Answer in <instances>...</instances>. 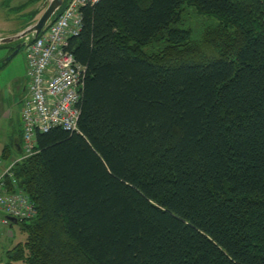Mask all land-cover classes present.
Returning <instances> with one entry per match:
<instances>
[{"label": "trees", "instance_id": "trees-1", "mask_svg": "<svg viewBox=\"0 0 264 264\" xmlns=\"http://www.w3.org/2000/svg\"><path fill=\"white\" fill-rule=\"evenodd\" d=\"M82 11L79 130L16 165L37 215L3 264H264V0Z\"/></svg>", "mask_w": 264, "mask_h": 264}, {"label": "built area", "instance_id": "built-area-1", "mask_svg": "<svg viewBox=\"0 0 264 264\" xmlns=\"http://www.w3.org/2000/svg\"><path fill=\"white\" fill-rule=\"evenodd\" d=\"M100 0H68L58 17L26 47L27 94L22 109V152L0 166V233L8 216L29 220L37 206L18 185L16 165L36 154L38 133L62 127L77 132L85 66L70 49L83 26V8ZM1 162V161H0Z\"/></svg>", "mask_w": 264, "mask_h": 264}, {"label": "rangeland", "instance_id": "rangeland-1", "mask_svg": "<svg viewBox=\"0 0 264 264\" xmlns=\"http://www.w3.org/2000/svg\"><path fill=\"white\" fill-rule=\"evenodd\" d=\"M43 0H0V37L14 33L27 26L35 19L34 12ZM63 9V8H62ZM187 19L193 25L195 37L210 21H204L202 17L196 16L189 11ZM8 46H0V166L12 160L19 152L13 151L7 159L2 158L5 147H11L14 138L20 141L23 137L22 109L26 96H21L19 86L26 83V48L23 47L9 61H6L10 53ZM20 96H19V95ZM10 228L13 231L8 233L10 238L2 233L1 241L7 243L0 250V262L6 261V252L17 245L25 242L27 235L22 230L21 224H14L12 227H4L3 231ZM1 236V235H0ZM1 238V237H0Z\"/></svg>", "mask_w": 264, "mask_h": 264}, {"label": "water", "instance_id": "water-1", "mask_svg": "<svg viewBox=\"0 0 264 264\" xmlns=\"http://www.w3.org/2000/svg\"><path fill=\"white\" fill-rule=\"evenodd\" d=\"M66 2L67 0H43L34 12L35 19L27 26L14 33L2 35L0 37V46H8L11 48L6 61H9L23 47L34 42L56 19ZM17 147L19 148V145ZM8 218L12 225L18 223V220L14 217L8 216Z\"/></svg>", "mask_w": 264, "mask_h": 264}, {"label": "crops", "instance_id": "crops-1", "mask_svg": "<svg viewBox=\"0 0 264 264\" xmlns=\"http://www.w3.org/2000/svg\"><path fill=\"white\" fill-rule=\"evenodd\" d=\"M15 140V146L17 147V145H19V149H20V146H21V141L18 139V138H14L13 141ZM14 150L13 151H16L17 149L13 148ZM2 155H3V152H2ZM3 158V156H2ZM10 232V228L6 229L3 231V235L5 234L8 238H10V235H8V233ZM1 235L0 237V250L5 247L6 243H7V240H4L5 242L1 241L2 239V236ZM1 258V256H0ZM0 264H3L2 262H0Z\"/></svg>", "mask_w": 264, "mask_h": 264}, {"label": "flooded vegetation", "instance_id": "flooded-vegetation-1", "mask_svg": "<svg viewBox=\"0 0 264 264\" xmlns=\"http://www.w3.org/2000/svg\"><path fill=\"white\" fill-rule=\"evenodd\" d=\"M27 89L28 88H27V81H26V83L24 82L23 84H21V86H19V93H20V95L21 96H25L27 94Z\"/></svg>", "mask_w": 264, "mask_h": 264}, {"label": "bare ground", "instance_id": "bare-ground-1", "mask_svg": "<svg viewBox=\"0 0 264 264\" xmlns=\"http://www.w3.org/2000/svg\"><path fill=\"white\" fill-rule=\"evenodd\" d=\"M79 130V129H78Z\"/></svg>", "mask_w": 264, "mask_h": 264}]
</instances>
